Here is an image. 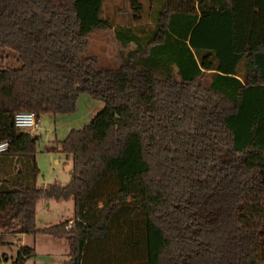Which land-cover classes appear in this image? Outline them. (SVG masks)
<instances>
[{
    "label": "trees",
    "instance_id": "16d2710c",
    "mask_svg": "<svg viewBox=\"0 0 264 264\" xmlns=\"http://www.w3.org/2000/svg\"><path fill=\"white\" fill-rule=\"evenodd\" d=\"M103 1L0 0V245L45 232L68 240L61 264H264V0H152L147 27ZM105 28L136 46L96 69L87 35ZM82 92L104 105L60 141L71 178L37 186L38 136L14 114L70 113ZM41 198L73 217L37 227Z\"/></svg>",
    "mask_w": 264,
    "mask_h": 264
},
{
    "label": "rangeland",
    "instance_id": "374dc122",
    "mask_svg": "<svg viewBox=\"0 0 264 264\" xmlns=\"http://www.w3.org/2000/svg\"><path fill=\"white\" fill-rule=\"evenodd\" d=\"M139 1L142 3L143 11L138 21L132 19L133 10L129 0H104L102 16L113 24L130 23L147 27L154 23L156 3L152 0ZM87 38L89 45L86 54L96 56L94 63L96 69L119 66L122 59L121 53L136 46L134 42L122 45L116 38L113 28L93 30ZM103 105L104 102L101 99L93 98L90 94L82 92L77 97L76 108L73 112L42 113L39 116V127L33 131L38 136L35 143V158L38 167L35 184L37 186H47L55 181L65 184L70 180L72 158L60 149H56V146L60 144L70 129L80 128L89 123ZM56 159H59V162H56ZM19 169L21 170L20 166L16 170ZM73 215L74 201L71 198L62 200L41 198L37 203L36 224L38 227L54 225L71 219ZM71 222L72 220L69 223ZM18 238L7 237V243L0 245V251L7 256L3 264H11L15 258L19 248ZM24 242L35 249V254L28 257L24 264H61L68 257L69 243L64 237L38 232L27 234Z\"/></svg>",
    "mask_w": 264,
    "mask_h": 264
},
{
    "label": "built area",
    "instance_id": "2783aa9c",
    "mask_svg": "<svg viewBox=\"0 0 264 264\" xmlns=\"http://www.w3.org/2000/svg\"><path fill=\"white\" fill-rule=\"evenodd\" d=\"M14 125L23 129L24 131H35L39 127V121L35 113L30 110H20L14 114ZM10 143V139L0 140V152L7 149ZM71 223H68L66 227L68 228Z\"/></svg>",
    "mask_w": 264,
    "mask_h": 264
},
{
    "label": "crops",
    "instance_id": "0c3cea01",
    "mask_svg": "<svg viewBox=\"0 0 264 264\" xmlns=\"http://www.w3.org/2000/svg\"><path fill=\"white\" fill-rule=\"evenodd\" d=\"M40 119L38 118V121H39ZM57 148L56 149H58L59 150V145L58 146H56ZM1 154V153H0ZM16 159H15V157H13V158H11L10 156L9 157H6L5 158V172L6 171H10L11 170V168L12 167H14L15 169H18V167L20 166V164L19 163H16ZM56 162H59V159H56ZM20 170V169H19ZM18 170V171H19ZM40 200V199H39ZM38 200V201H39ZM44 200V199H43ZM38 203V202H37ZM49 203V202H48ZM47 203V204H48ZM36 223H37V220H36ZM38 227V226H37ZM44 227H46V226H44ZM39 228H43V226L42 227H39ZM26 233H23V234H21V235H19V236H17V237H19L18 239H19V241H17V244H19V245H23V244H26L25 242H24V239L26 238ZM17 239V240H18ZM15 240V239H14Z\"/></svg>",
    "mask_w": 264,
    "mask_h": 264
}]
</instances>
